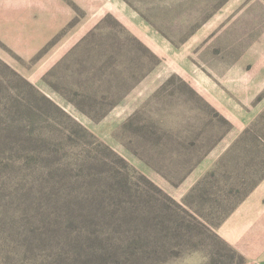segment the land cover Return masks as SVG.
<instances>
[{"label":"rangeland","instance_id":"obj_1","mask_svg":"<svg viewBox=\"0 0 264 264\" xmlns=\"http://www.w3.org/2000/svg\"><path fill=\"white\" fill-rule=\"evenodd\" d=\"M263 111L264 0H0V264H255L210 173Z\"/></svg>","mask_w":264,"mask_h":264},{"label":"trees","instance_id":"obj_2","mask_svg":"<svg viewBox=\"0 0 264 264\" xmlns=\"http://www.w3.org/2000/svg\"><path fill=\"white\" fill-rule=\"evenodd\" d=\"M264 126V111L255 119L251 127L245 129L231 144L225 152L224 157L229 156L237 150H242V147L247 150L245 155L239 158L242 159V166L235 164L238 167L232 172H227L218 166H224L222 160L213 168L210 175H213L218 183H222L219 189L218 203H226L231 197H237L234 204L228 209L231 211L234 207L261 181L264 177V134L257 133V128ZM254 138V139H253ZM247 147V148H246ZM243 151V150H242ZM242 153V152H241ZM224 160V158H223ZM240 170L234 174V171ZM225 178V180L219 179ZM237 193V194H236ZM217 200V198H216Z\"/></svg>","mask_w":264,"mask_h":264},{"label":"crops","instance_id":"obj_3","mask_svg":"<svg viewBox=\"0 0 264 264\" xmlns=\"http://www.w3.org/2000/svg\"><path fill=\"white\" fill-rule=\"evenodd\" d=\"M259 187H261L260 190H251L246 195L240 202L238 208L232 213L233 217L227 222V226H225L229 234L230 229H236V235L233 241L238 240L247 227L254 223L264 212V185H259L257 188ZM255 258V264H264V245L257 252Z\"/></svg>","mask_w":264,"mask_h":264}]
</instances>
